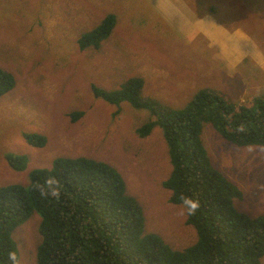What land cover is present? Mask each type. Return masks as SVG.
<instances>
[{
	"label": "rangeland",
	"instance_id": "374dc122",
	"mask_svg": "<svg viewBox=\"0 0 264 264\" xmlns=\"http://www.w3.org/2000/svg\"><path fill=\"white\" fill-rule=\"evenodd\" d=\"M213 2H221V14L201 15L195 0H0V67L16 78L0 97V186L29 184L33 169L50 168L59 156L104 160L143 206L147 232L175 249L193 244L197 232L186 224L185 206L171 203L163 185L172 164L162 128L140 136L150 111L109 103L92 85L118 89L141 76L144 94L172 109L205 87L237 105L253 102L264 93V0ZM110 13L118 16L110 36L82 50L78 39ZM77 110L84 114L72 120ZM31 133L46 136V144L32 145ZM202 139L213 165L244 193L235 207L264 214V147L236 145L210 125ZM7 154L25 155L26 167L14 168ZM40 222L35 212L14 230L18 264H37Z\"/></svg>",
	"mask_w": 264,
	"mask_h": 264
},
{
	"label": "trees",
	"instance_id": "16d2710c",
	"mask_svg": "<svg viewBox=\"0 0 264 264\" xmlns=\"http://www.w3.org/2000/svg\"><path fill=\"white\" fill-rule=\"evenodd\" d=\"M195 1L201 15L221 14V2ZM117 21L115 13L107 14L78 39L80 48L98 49ZM15 84L14 74L0 67V97ZM144 84L143 77L134 76L118 89L93 84L92 91L109 103L128 102L150 111L151 119L138 128L140 136L150 135L157 126L162 128L172 164L163 185L171 191L173 204L185 206L183 197L200 202L196 213L187 214L186 220L195 228L197 240L175 249L160 234L147 232L143 206L128 193L125 178L111 163L88 156H59L50 168L33 169L29 184L0 186V264H12L10 252L19 261L13 232L35 212L41 216L42 236L37 264H262L264 214L250 216L235 207L234 200L244 193L213 165L202 133L210 125L236 145L264 147V93L253 102L237 105L223 92L205 87L184 107L172 109L146 96ZM83 114L77 110L70 117L76 120ZM26 138L35 146L47 142L39 133ZM6 158L16 169L26 167L25 155L7 154ZM50 178L58 182L53 185L58 196L41 195L40 187L48 191Z\"/></svg>",
	"mask_w": 264,
	"mask_h": 264
},
{
	"label": "clouds",
	"instance_id": "9594fccd",
	"mask_svg": "<svg viewBox=\"0 0 264 264\" xmlns=\"http://www.w3.org/2000/svg\"><path fill=\"white\" fill-rule=\"evenodd\" d=\"M46 183L48 185V191H45L43 187L38 186L40 187L41 195H47L50 192L51 195L58 196L59 195L58 188L53 187V185L57 184L58 182L50 178ZM182 199H183V204L186 206L187 214L194 215L200 207V202L190 197H183ZM8 258L10 261H12V264H18V259L15 252H10Z\"/></svg>",
	"mask_w": 264,
	"mask_h": 264
},
{
	"label": "crops",
	"instance_id": "0c3cea01",
	"mask_svg": "<svg viewBox=\"0 0 264 264\" xmlns=\"http://www.w3.org/2000/svg\"><path fill=\"white\" fill-rule=\"evenodd\" d=\"M165 1V3H166V5L168 4V2H169V0H164ZM158 4H157V6L159 7H161V8H166V6H164V3H161L160 4V2H157ZM182 6H183V4H182ZM185 8V7H184ZM187 9H190L189 7L187 8ZM187 12H189V13H191V14H193L194 12L193 11H189V10H187ZM207 19H209L210 21H211V19L210 18H207ZM200 21V20H199ZM199 21H197L198 23H199ZM213 23H216V22H214V21H212ZM195 34H193V36H191V40H193L194 38H195V36H194ZM192 42V41H191ZM231 65H234V63L233 64H231Z\"/></svg>",
	"mask_w": 264,
	"mask_h": 264
}]
</instances>
